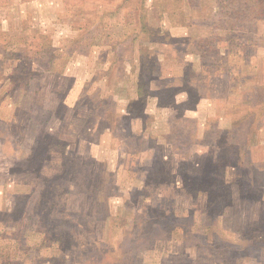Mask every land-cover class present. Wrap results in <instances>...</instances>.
<instances>
[{"label": "rangeland", "instance_id": "obj_1", "mask_svg": "<svg viewBox=\"0 0 264 264\" xmlns=\"http://www.w3.org/2000/svg\"><path fill=\"white\" fill-rule=\"evenodd\" d=\"M0 264H264V0H0Z\"/></svg>", "mask_w": 264, "mask_h": 264}, {"label": "trees", "instance_id": "obj_2", "mask_svg": "<svg viewBox=\"0 0 264 264\" xmlns=\"http://www.w3.org/2000/svg\"><path fill=\"white\" fill-rule=\"evenodd\" d=\"M138 93H139V95L141 94L143 96L144 95L143 94V89H141Z\"/></svg>", "mask_w": 264, "mask_h": 264}]
</instances>
